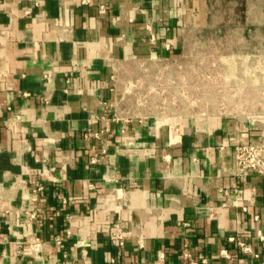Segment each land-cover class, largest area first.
Segmentation results:
<instances>
[{
	"label": "crops",
	"instance_id": "crops-1",
	"mask_svg": "<svg viewBox=\"0 0 264 264\" xmlns=\"http://www.w3.org/2000/svg\"><path fill=\"white\" fill-rule=\"evenodd\" d=\"M243 2L264 30V0ZM211 14V0H0V264H264V179L234 162L238 142L264 144V111L116 105L119 63L177 56Z\"/></svg>",
	"mask_w": 264,
	"mask_h": 264
},
{
	"label": "rangeland",
	"instance_id": "rangeland-1",
	"mask_svg": "<svg viewBox=\"0 0 264 264\" xmlns=\"http://www.w3.org/2000/svg\"><path fill=\"white\" fill-rule=\"evenodd\" d=\"M208 25L172 58L119 63L116 105L136 117L244 116L264 111V30L243 0H211Z\"/></svg>",
	"mask_w": 264,
	"mask_h": 264
},
{
	"label": "built area",
	"instance_id": "built-area-1",
	"mask_svg": "<svg viewBox=\"0 0 264 264\" xmlns=\"http://www.w3.org/2000/svg\"><path fill=\"white\" fill-rule=\"evenodd\" d=\"M234 162L239 173L249 169L259 174L264 179V144H253L251 142H238L234 146ZM24 222L28 224L35 217L34 210H26ZM120 242V236L116 235ZM59 242V238H55ZM243 251H248L247 244L240 242ZM256 255V254H255ZM113 262V259H110Z\"/></svg>",
	"mask_w": 264,
	"mask_h": 264
}]
</instances>
